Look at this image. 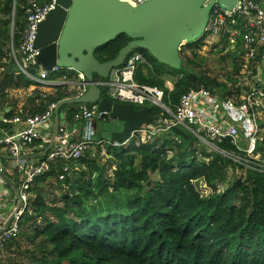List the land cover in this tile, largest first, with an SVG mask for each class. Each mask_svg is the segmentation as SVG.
<instances>
[{"label":"trees","instance_id":"16d2710c","mask_svg":"<svg viewBox=\"0 0 264 264\" xmlns=\"http://www.w3.org/2000/svg\"><path fill=\"white\" fill-rule=\"evenodd\" d=\"M24 3L25 0H0V47L10 38L16 49L24 28ZM201 41L202 38L185 44L179 56L188 50L195 55ZM129 42L121 34L95 49L94 58L99 63L111 61ZM132 53L143 59L137 66L135 81L161 89L162 104L171 111L190 89L218 88L223 92L218 95L222 99L233 95L214 80L194 73L186 56L181 57V66L175 70L157 63L145 50ZM231 53L242 56L240 44ZM263 53L264 47L254 63L262 62ZM4 67L0 66V101L5 99L6 90L35 85L18 73L13 59ZM163 74L174 79L172 89L160 79ZM63 99L60 92L46 96L32 114ZM145 108L151 117L161 111L153 106ZM70 111L72 115L75 112ZM5 116L10 118L11 113ZM173 133L180 137V145H173L164 136L158 148V137L139 146L108 148L103 164L98 147L91 144L89 147L96 152L88 148L82 158L71 162L77 170L63 180L59 176L64 163L51 164L49 171L30 186L29 195L33 194L34 199L29 198V209L19 222V235L30 238L35 245L29 253V264H264L262 165L253 162L256 170H246L245 177L236 178L224 192H219L217 183L225 169L235 170L237 165L222 155L207 153L188 132L175 128ZM167 143L171 149L166 148ZM218 149L243 157L227 139ZM258 151L264 157V148L256 146ZM51 180L64 194L61 206L49 204L43 197L40 186ZM196 182H203L212 194L203 199L195 190Z\"/></svg>","mask_w":264,"mask_h":264},{"label":"built area","instance_id":"2783aa9c","mask_svg":"<svg viewBox=\"0 0 264 264\" xmlns=\"http://www.w3.org/2000/svg\"><path fill=\"white\" fill-rule=\"evenodd\" d=\"M145 1L134 0L131 5L138 6ZM21 7L24 28L16 49L11 46V57L18 73L45 87L56 88L65 84L70 85L66 74L74 73L73 70L54 66L45 71L36 60L39 55V50L34 46L37 29L54 9L55 0H25ZM204 36L217 41L223 40L225 48L232 52L238 43L242 49V57L253 60L259 50L264 47V9L253 0H237L230 11L223 10L215 4L210 9ZM237 38H240L239 42ZM142 62L141 55L130 53L123 65L110 70L106 80L96 82L98 88L106 89V97L115 103L141 108L153 106L161 110L152 117L149 124L131 131L124 142L92 141L94 125L107 122L108 114L99 111L97 105L91 106L90 109L82 106L74 110L72 120L74 123L83 124L85 129L83 138H73L75 127L58 126L57 136L46 154L43 157L39 155L35 160L26 159L25 152L34 148L37 143L42 145L40 151L42 154L51 142L50 121L53 118L55 104L48 105L41 113L20 115L11 119L3 115L0 118L1 124L12 125L11 132L0 137V150L6 152L7 157L13 162L12 167L20 175L18 197L14 199L7 191L4 192L7 171L0 163V209L10 200L17 202L16 209L9 217L10 221L7 223V220L0 227V229L3 228L0 232V264L4 248L19 237V222L24 212L29 209V188L34 180L46 174L50 165L59 161L64 163L59 176V180H63L65 175L69 176L72 170H77L69 164L82 158L91 144L98 147L101 153L108 148L143 145L163 135L162 138L167 136L173 145H180V137L173 133V130L178 128L191 134L206 149H212L226 158L240 156L218 149V145L226 139L235 146L238 153L243 154L241 161L247 156H257L256 146L260 131L258 122L260 118L264 119V92H251L240 101L234 102L228 98H220L212 90L199 87L183 93L174 111H171L162 104L161 89L135 81L137 66ZM31 71L35 74L32 75ZM76 75L81 82H84L81 74L76 73ZM52 76H58L59 80L50 79ZM80 86L78 84V90L73 98L80 97L84 93L85 87L81 86L82 89H80ZM128 142L130 143L125 146ZM244 142H246L245 147ZM168 153L171 155V151ZM262 167L261 170L264 173V164Z\"/></svg>","mask_w":264,"mask_h":264},{"label":"water","instance_id":"95a60500","mask_svg":"<svg viewBox=\"0 0 264 264\" xmlns=\"http://www.w3.org/2000/svg\"><path fill=\"white\" fill-rule=\"evenodd\" d=\"M207 1L146 0L133 6L121 0H55L54 9L37 29L34 43L39 50L37 64L45 71L59 66L81 74L84 82L78 84L86 90L80 97L63 99L55 104L51 142L41 156L52 147L57 136L61 107L75 110L97 105L99 111L106 112L108 121L94 125L91 140L96 142H124L131 131L149 124L152 117L147 108L136 110L131 105L103 98L95 79L106 80L110 70L123 65L126 57L137 49L145 50L161 65L179 69L180 47L204 36L211 7L216 4L230 11L237 0ZM253 2L260 5L261 0ZM121 34L130 42L113 60L99 63L94 58V50ZM65 126L71 127V124L66 122ZM14 195L18 197L17 191Z\"/></svg>","mask_w":264,"mask_h":264},{"label":"rangeland","instance_id":"374dc122","mask_svg":"<svg viewBox=\"0 0 264 264\" xmlns=\"http://www.w3.org/2000/svg\"><path fill=\"white\" fill-rule=\"evenodd\" d=\"M201 42L202 45L195 55L189 50L185 51L184 54L183 52L180 53V58H185L186 56L192 62L189 65L194 73L201 77L214 80L216 84L224 86V90H227L229 94H233L232 97H224L229 98L234 102L240 101L243 97L251 92H263V59L262 62L257 64L254 63L253 60H247L242 56L236 57L232 55V53L230 54L232 51H228L224 44L221 41H217V39L206 38V36H203ZM184 45L185 44L180 47V50ZM10 50L11 43L10 38H8L7 41H5L4 46L0 47V66L6 67L9 64V60H12ZM232 58H234L235 62V65L233 66L232 64L234 62L231 63ZM0 72L2 73L1 69ZM160 79L163 81L165 87L172 89L174 83L173 78L163 74L161 75ZM220 90L221 89L213 88V92L219 96H221L223 93ZM236 90H239L238 94H236ZM28 94L30 95L29 91H12L10 92L11 102L17 106V102H25ZM26 103H28V100ZM29 105L31 104L29 103ZM134 108L137 109L139 107L134 106ZM259 120L262 127L259 126L260 131L258 135V146L264 148V119L260 118ZM162 136L163 135L158 137V143L155 145L156 148L161 145L159 140L162 138ZM129 143L130 142L126 143L125 146H127ZM243 146H246V142H244ZM169 147L170 144L167 143L166 148L169 149ZM89 149H91L92 152H96V149L93 147H89ZM205 151L207 153H215V151L212 149H207ZM256 153L257 156H247L248 158L246 157V159L243 161H241L242 158L240 156L233 157L232 159L228 158L235 165H237V167H235V170L231 169L230 167L225 169L221 181L217 183V191L224 192L236 178L245 177L246 170H256V166L253 165V162H258V164L263 165L264 157L261 156V152L258 151ZM98 155L99 158L103 159L101 160L100 164H103L108 158L106 150L99 153ZM200 159L202 161L205 160L202 159V157H200ZM238 167H241V169H236ZM194 187L203 199H206L211 194V190L207 188L203 182H196ZM40 188L44 190L43 197L46 202L56 206H61V198L64 194L62 189H59L55 184H53L52 180L49 181L48 184L40 186ZM29 198L33 200V194L29 195ZM33 248H35V245L31 243L30 238L19 235L17 239L13 240L10 245H7L2 251L1 264H29V253L33 250Z\"/></svg>","mask_w":264,"mask_h":264},{"label":"crops","instance_id":"0c3cea01","mask_svg":"<svg viewBox=\"0 0 264 264\" xmlns=\"http://www.w3.org/2000/svg\"><path fill=\"white\" fill-rule=\"evenodd\" d=\"M128 1L131 2L132 0H128ZM259 6L262 9H264V0H261V3ZM237 41L239 42L240 38H237ZM14 74L17 75V71ZM66 76H67V80L69 81L70 85L65 84L62 86H58L56 88L55 87L51 88V87H45L43 85H38L34 83L35 85L30 86L27 89H15V90L29 91L30 93V95L28 94L25 102L21 103L19 101L17 102V106L14 105V103H12L10 99V92L15 91V90H6L7 95L5 99L0 101V118L3 115L5 116V114L9 112L11 113V117L9 119L15 116H20V115L21 116L30 115L40 106L41 102L45 101L46 96H54L57 92L64 94L65 99L74 97V95L76 94V91L78 90L77 84L80 83L81 80L77 78V75L75 72L74 73L70 72L66 74ZM50 79H54V80L58 79V76H52ZM98 81H100V79L96 78L95 82H98ZM80 89H82L81 86H80ZM99 89H102L104 91L103 92L101 90L102 91L101 96L103 98H107L106 89L105 88H99ZM83 90L85 91L86 88H84ZM27 100H28V103H26ZM29 103L31 105H29ZM35 104L37 105V107ZM58 116H59V126L61 125L65 126L67 122L71 124V128L72 127L76 128V131L73 136L74 139H81L84 137L85 129H84L83 124L74 123V121L72 120V112L70 111V109H67L66 107H61L58 110ZM52 123H53V118L50 121L51 130H52ZM2 125L3 124L0 123V137H2L4 134H8L9 130L11 132V128H12V125H5V126H9V128L3 127ZM41 148H42V145L37 143L34 146V148H32L31 150H28V152H25L24 157L26 159L35 160L39 155H41L40 153ZM0 163L6 168V171H7V173H5L4 192L7 191L10 194L11 198L15 199L16 196L14 195V191H17L18 186L20 185V175L12 167L13 162L7 157L6 152L3 150H0ZM71 167L73 166L71 165ZM16 207H17L16 200L15 202L10 200L7 203L3 204L2 208L0 209V227H2L4 225V222H6L9 219L10 215L14 212Z\"/></svg>","mask_w":264,"mask_h":264},{"label":"bare ground","instance_id":"6f19581e","mask_svg":"<svg viewBox=\"0 0 264 264\" xmlns=\"http://www.w3.org/2000/svg\"><path fill=\"white\" fill-rule=\"evenodd\" d=\"M121 1H124V2H128L130 4H133L134 0H132L131 2H129L128 0H121ZM258 146V145H257ZM258 150V149H257Z\"/></svg>","mask_w":264,"mask_h":264}]
</instances>
